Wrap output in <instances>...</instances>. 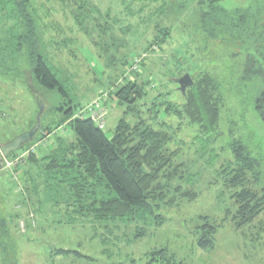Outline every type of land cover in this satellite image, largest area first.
Masks as SVG:
<instances>
[{"label": "rangeland", "instance_id": "374dc122", "mask_svg": "<svg viewBox=\"0 0 264 264\" xmlns=\"http://www.w3.org/2000/svg\"><path fill=\"white\" fill-rule=\"evenodd\" d=\"M94 1L106 14V8L112 9L114 32L107 29L104 33L99 22L92 20L86 33L77 24L71 7L59 0H36L42 25L47 29L46 52L59 77L69 79V92L77 104L71 120L78 118L76 115L88 104L102 98L108 113L105 129L108 136L125 118L139 125L146 120L157 130L167 131L173 136L171 147L181 148L176 162L182 163V190L193 188L198 196L176 205L164 204L156 211L157 216L143 221H66L59 223L63 225L60 227L51 223L37 237L35 232L39 233L36 228L41 218L29 209L30 202L17 167L33 150L47 148L58 132L72 138L68 119L59 128L39 133L33 146L15 149L12 152L15 155L0 170V223H5L0 226V264H14V258L21 260V264H164V258L172 259L175 264H264V208L246 228L235 227L226 217L227 208L235 211L231 205L234 191L226 187L221 175L224 165L234 158L231 146L238 139L259 161L256 170L248 173L251 185L256 186L255 178H258L260 186H264V119L254 108L258 91L243 89L240 83L244 55L232 45L214 46L212 42L208 45L198 41L199 0L151 3L128 0L133 10L130 14L126 1ZM249 1L221 0V5L234 9L248 5ZM142 5L148 6L147 9L142 10ZM155 9L159 13L151 12ZM7 26L5 22L3 30ZM159 27L165 28L166 33L159 31ZM148 42L152 44L149 46ZM24 64L22 61L18 66L22 68ZM14 65L11 58L0 55V146L34 125L40 112L35 95L46 104L43 126L55 120L58 108V99L52 90H29L23 76L12 75ZM201 70L215 76L222 87L223 121L215 134L203 135L198 126H188L175 107L185 102L179 79L190 73L196 76ZM135 74H140L147 83L148 94L140 101L144 112L132 116L127 108L119 105L115 94ZM151 101L159 103L158 118L145 112ZM175 195H180V191ZM106 196L109 197V191ZM18 210L22 211V217L16 220L13 214ZM203 216L220 224L213 249H202L197 244L203 230L198 225L206 223ZM54 218L57 215L48 217ZM160 218L166 219L165 222L159 223ZM47 223L50 222L44 225ZM29 226L35 231L26 233ZM106 227L108 235H104ZM8 243L16 245L14 252L3 253ZM58 248L76 251L58 254ZM11 255L15 257L9 258Z\"/></svg>", "mask_w": 264, "mask_h": 264}, {"label": "trees", "instance_id": "16d2710c", "mask_svg": "<svg viewBox=\"0 0 264 264\" xmlns=\"http://www.w3.org/2000/svg\"><path fill=\"white\" fill-rule=\"evenodd\" d=\"M59 1L72 8L73 17L86 33L90 31L88 27L92 20L99 22L98 25L104 29V33L107 29L114 32L111 8H106V14L94 0ZM122 1L127 2V12L132 13L131 3L128 0ZM149 1L151 3L156 0ZM36 3V0H0V33H4L0 37L1 57H9L14 61L12 75L23 76L29 90L46 88L52 90L58 99L55 120L43 126L46 113L44 111L41 115L42 128L33 140L25 142L20 148L33 146L39 133L50 132L54 127L59 128L68 119L72 138L58 132L47 148L33 150L17 167L26 198L30 202L29 209L41 218L39 227L36 228L39 233L35 232V235H42L40 230L45 231L51 223L60 227L63 225L59 223L66 221H143L157 216L156 211L162 209L164 204L176 205V202L179 204L184 200L195 199L198 196L196 190H182V163L176 162V158L181 156V148L171 147L173 136L167 131L157 130L146 120L139 125L131 124L125 118L119 121L113 134L108 136L105 132L107 121L104 128H100L90 117L71 120L77 104L69 92V79L59 77L58 69L46 52L47 29L42 25ZM198 4L201 5L200 18L196 24V32L200 37L198 41L208 45L212 42L215 43L214 46L232 45L240 50L244 55L240 83L243 89L258 91L254 108L264 119V0H251L248 5L234 9L223 7L221 0H199ZM144 7L148 6L144 5L142 10ZM151 12L159 13V10ZM5 22L8 26L3 30ZM164 29L158 28L166 33ZM68 41L67 39L64 43L67 44ZM151 44L148 42L149 46ZM22 61L25 64L21 68L18 64ZM190 75L193 84L186 89L185 102L181 106H175L178 107V116L182 117V121L186 120L188 126H198L203 135L212 132L215 134L223 121L224 97L221 83L206 70L199 71L196 76L191 73ZM146 84L140 74H135L134 79L128 80L115 94L119 105L127 108L132 116L144 112L140 108V101L148 94ZM147 104L145 112L160 117L159 103L151 101ZM37 116L34 125L28 130L36 125ZM13 140L10 139L1 146ZM231 149L234 158L224 165L221 175L226 187L234 191L231 194V205L235 211L227 208L226 217L232 220L235 227L241 229L253 223L262 212L264 186H260L258 178H255L256 186L251 185L248 173L256 170L259 161L246 144L235 139ZM12 152L5 158V164L8 158L15 155ZM106 191H109V197L106 196ZM179 191L180 195H175ZM51 214L57 215V218L48 219ZM13 217L16 220L21 218L22 211H16ZM203 219L206 223L204 226L198 225L203 230L198 235L197 244L202 249H213L220 224L212 223L208 216H203ZM46 221L50 223L44 225ZM4 225L2 221L0 226ZM108 230L106 227L104 235H108ZM29 231L35 229L29 226L26 233ZM27 239L32 241L30 237ZM15 246L14 243H8L3 253L14 252ZM68 251L72 253L76 250L58 248L56 253L67 254ZM12 260L14 264H21V260L17 258ZM163 260L164 264H175L172 259Z\"/></svg>", "mask_w": 264, "mask_h": 264}, {"label": "water", "instance_id": "95a60500", "mask_svg": "<svg viewBox=\"0 0 264 264\" xmlns=\"http://www.w3.org/2000/svg\"><path fill=\"white\" fill-rule=\"evenodd\" d=\"M179 88L183 92L186 93V89L189 85L193 84V79L190 74H185L183 77L179 79ZM36 100L39 104L40 112L37 116V122L34 127H32L28 132L23 133L17 136L13 141L1 146V155H0V170L4 167L5 158L9 156V154L17 148H20L25 142L33 140L39 130L42 128V119L41 115L46 109V104L41 100L39 95L36 96Z\"/></svg>", "mask_w": 264, "mask_h": 264}, {"label": "built area", "instance_id": "2783aa9c", "mask_svg": "<svg viewBox=\"0 0 264 264\" xmlns=\"http://www.w3.org/2000/svg\"><path fill=\"white\" fill-rule=\"evenodd\" d=\"M107 115L108 113L107 109L105 108V103L102 98H99L84 107L76 116L78 118L90 117L92 120L98 123L100 128H104L107 121Z\"/></svg>", "mask_w": 264, "mask_h": 264}]
</instances>
